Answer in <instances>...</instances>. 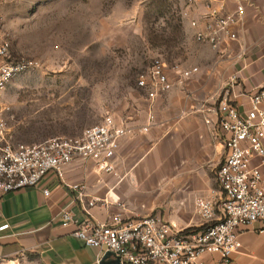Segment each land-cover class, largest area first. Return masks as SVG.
Here are the masks:
<instances>
[{"label": "rangeland", "instance_id": "obj_1", "mask_svg": "<svg viewBox=\"0 0 264 264\" xmlns=\"http://www.w3.org/2000/svg\"><path fill=\"white\" fill-rule=\"evenodd\" d=\"M182 10L183 0H0L11 56L39 63L2 96L13 143L76 137L106 112L132 115L127 138L135 139L116 180L131 179L126 191L138 215L163 216L174 188L198 184L197 197L216 190L222 150L211 120L230 66L217 71V54L193 41ZM159 57L199 74L156 101L158 131L149 138L140 131L148 103L136 80Z\"/></svg>", "mask_w": 264, "mask_h": 264}, {"label": "built area", "instance_id": "obj_2", "mask_svg": "<svg viewBox=\"0 0 264 264\" xmlns=\"http://www.w3.org/2000/svg\"><path fill=\"white\" fill-rule=\"evenodd\" d=\"M230 1L234 4L232 10L228 9ZM245 1L183 0L182 17L194 42L223 58L239 41ZM3 29L0 15V196L35 188L49 173L62 180L65 167L77 160L92 164L97 174L116 175L114 160L120 144L135 132L132 115L106 112L99 124L79 136L38 145L13 143L8 126L11 107L2 96L16 77L35 70L39 63L31 58H13ZM198 73L197 67L153 59L136 80L148 103L141 133L149 134L155 124L154 104L160 96L176 87L184 88ZM248 100L249 108L240 111L230 102L227 89L219 98L213 123L222 135V161L215 173L217 189L194 201L195 214L203 222L200 227L178 228L158 215L115 214L105 223H98L89 213L97 200L83 206L81 221L75 220L69 210L61 212V225L73 224V236L85 247L98 250L91 264H102L106 254L109 256L105 262L117 264H210L205 259L208 256H218L222 264H229L241 248L238 230L256 224V231L264 233V180L260 164L255 163L264 161V89L250 92ZM69 188L75 201L85 204V187ZM43 193L48 195L46 190ZM7 227H0V231Z\"/></svg>", "mask_w": 264, "mask_h": 264}, {"label": "crops", "instance_id": "obj_3", "mask_svg": "<svg viewBox=\"0 0 264 264\" xmlns=\"http://www.w3.org/2000/svg\"><path fill=\"white\" fill-rule=\"evenodd\" d=\"M245 2L244 24L239 30L238 43L232 44L223 58L218 55L215 58L217 71L221 73L222 67L229 63L222 95L227 89L230 102L237 105L240 111L249 108L250 92L264 89V0ZM233 7V1H230L228 9L232 10ZM187 31L192 37V31L189 28ZM241 53L242 56H239ZM155 109L154 104V113ZM212 121L214 122V118ZM154 126L150 129L149 138L158 131L153 130ZM217 131L223 153L222 135L218 129ZM129 138L121 142L116 154V175L97 174L92 164L77 160L65 167L62 180L56 174L49 173L35 188L0 196V227L8 225L0 231V264H91L98 255V250L85 247L73 236V224L62 226L60 222V215L64 210H69L75 220L84 219L83 206L87 201L97 200L89 213L98 223H105L109 216L115 214L142 217L134 210L137 204L126 191V185L128 188L132 187L131 179L120 180L121 182L116 180L117 172L120 174L123 171L120 161L122 151L133 144L132 139H135ZM255 163L260 164L264 180V161L256 160ZM74 185L85 187V204L75 201V195L69 188ZM202 188L198 184L195 187L188 185L180 189L174 188L169 194L174 201L164 210L163 216H158L178 228L200 227L203 222L195 214L194 200L201 194ZM44 190L48 192L47 196L44 195ZM256 228L255 224L238 230L241 248L229 264H264V233H258ZM205 259L210 264H222L218 256H208Z\"/></svg>", "mask_w": 264, "mask_h": 264}, {"label": "water", "instance_id": "obj_4", "mask_svg": "<svg viewBox=\"0 0 264 264\" xmlns=\"http://www.w3.org/2000/svg\"><path fill=\"white\" fill-rule=\"evenodd\" d=\"M108 256H109V254H106V255H105L102 264H117V262H105V259H106Z\"/></svg>", "mask_w": 264, "mask_h": 264}]
</instances>
